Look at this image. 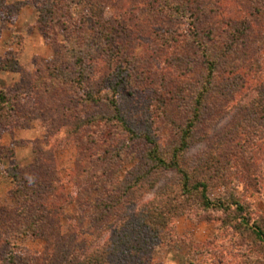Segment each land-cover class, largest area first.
Segmentation results:
<instances>
[{
  "label": "rangeland",
  "instance_id": "1",
  "mask_svg": "<svg viewBox=\"0 0 264 264\" xmlns=\"http://www.w3.org/2000/svg\"><path fill=\"white\" fill-rule=\"evenodd\" d=\"M88 1H61L55 18L65 17V27L47 28L39 18L44 0H4L3 11L21 9L13 20H0V60L19 64L17 72L0 70V89L16 95L13 122L0 125V254L10 245L20 257L47 264L46 252L61 236L90 251L109 239L107 224L116 221L98 214L108 199L113 205L111 198L121 197L132 213L153 202L160 188L177 190L171 172L136 187L146 170L144 141L131 139L117 120L86 124L116 114L86 97L107 93L123 78L119 119L136 133H153L166 151L179 141L202 85L204 42L239 50L221 60L185 158L241 153L242 161L231 160L228 180L208 194L215 202L239 200L250 225L264 226V120L254 106L264 93V0H100L94 15ZM71 37L89 53L82 67L65 48ZM191 211L153 247V264H264V245L235 228L237 214Z\"/></svg>",
  "mask_w": 264,
  "mask_h": 264
},
{
  "label": "trees",
  "instance_id": "2",
  "mask_svg": "<svg viewBox=\"0 0 264 264\" xmlns=\"http://www.w3.org/2000/svg\"><path fill=\"white\" fill-rule=\"evenodd\" d=\"M61 1L63 0H44V6L39 12V18L40 22L45 24L47 28L56 27L60 23L62 25L60 19H65V17L61 16L57 20L55 18L56 13L62 11V7L59 5ZM95 1L100 2V0L88 1L92 15L97 14L98 11L95 8ZM4 8L5 2L0 0L1 21L13 20L15 14H18L21 9L18 5H13L6 11H3ZM180 9L185 10L184 7ZM172 12L178 16L181 10L174 9ZM185 15L183 11L180 16L185 17ZM62 27H65V25H62ZM68 27L66 26L62 31H68ZM56 31L58 32V29ZM97 34H100V31ZM93 35L90 34L88 36L91 37ZM192 35L196 36V33ZM199 46V48L203 49L206 65L202 85L194 94L191 116L187 118L186 123L181 128L179 141L166 151L163 150L159 140L156 139L153 133H136L134 129L122 122L123 119H119L118 112H120L119 107L122 98L120 90L125 81L123 78L112 84L107 93H88L86 97V101L90 99V103L104 105L113 109L112 112L116 113L114 115L91 118L86 121V124L98 123L99 120H101L100 122L114 123L117 120V124L129 134L131 139L144 141L146 145V149H144L146 170L137 177L136 187L140 186V183L142 185L146 184L155 173L171 172L177 176V190L174 191L175 188L168 185L160 188L153 202L143 205L138 211L132 213L130 210L124 209V204L120 202L121 197H117L114 200L111 198V201H114L112 202L113 205H108L109 203L111 204L108 199L109 203L100 205L98 214H102L101 218L103 221H110V219L116 218V221L108 223L109 225L107 224L110 232L109 239L103 245L88 251V247L85 245L73 244L72 241L65 240L61 236L56 246L50 247L46 252L47 264H153L151 257L153 247L163 244L170 237V229H173L177 218L190 214L192 212L191 208L195 206H199L205 211L217 210L229 216L230 212H234L238 216L235 219H231L232 222L238 224L235 228H239V230L245 228L249 234L254 236L255 241L262 242L264 245V226L256 221L252 226L250 225V214L247 213L246 207L241 205L239 200L227 199L215 202L211 200L208 194L211 187L223 184L228 180L227 173L230 172L231 160L235 156V160L242 161L243 156L241 153L234 151L235 153L222 154L223 158L216 153L208 157L202 155L195 160L185 158L193 145L196 128L203 121L207 109L208 96L220 72L221 60L226 59L229 61L235 55V52L239 50L233 43H228L224 46L221 43L209 44L204 42L200 43ZM65 48L69 49L68 53L71 60L77 58L76 66L82 67L85 63V55L89 53L81 47L80 40L71 37ZM18 69L19 64L16 59L14 61L13 59L0 60V70L17 72ZM15 96L11 95L9 91L0 89V125L5 129H8L14 120ZM262 102H264V93L259 94L254 104L257 108L256 114L260 116L259 119L262 118L264 120ZM242 132L248 134L249 131L244 130ZM242 132L239 134H242ZM248 141H251V139ZM14 169L21 170L17 166ZM149 184L150 187L155 188L154 185L156 183ZM1 240L2 234L0 231ZM9 247L10 245H7V251L2 255L0 254V264H35L32 259L20 257L19 248L13 249L11 247L8 249ZM251 259L253 260L252 256L247 253L245 260L250 262ZM188 264L199 263L190 261Z\"/></svg>",
  "mask_w": 264,
  "mask_h": 264
}]
</instances>
